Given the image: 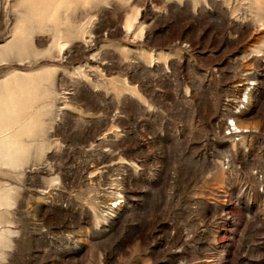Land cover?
<instances>
[{"label":"rangeland","instance_id":"374dc122","mask_svg":"<svg viewBox=\"0 0 264 264\" xmlns=\"http://www.w3.org/2000/svg\"><path fill=\"white\" fill-rule=\"evenodd\" d=\"M7 264H264V0H0Z\"/></svg>","mask_w":264,"mask_h":264},{"label":"clouds","instance_id":"9594fccd","mask_svg":"<svg viewBox=\"0 0 264 264\" xmlns=\"http://www.w3.org/2000/svg\"><path fill=\"white\" fill-rule=\"evenodd\" d=\"M7 256L0 253V264H7Z\"/></svg>","mask_w":264,"mask_h":264}]
</instances>
